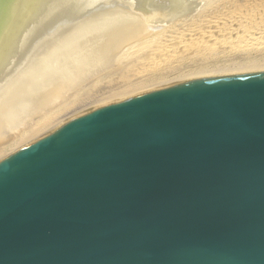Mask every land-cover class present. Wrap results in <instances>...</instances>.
Segmentation results:
<instances>
[{"label":"water","instance_id":"95a60500","mask_svg":"<svg viewBox=\"0 0 264 264\" xmlns=\"http://www.w3.org/2000/svg\"><path fill=\"white\" fill-rule=\"evenodd\" d=\"M0 264H264V73L144 90L3 160Z\"/></svg>","mask_w":264,"mask_h":264},{"label":"bare ground","instance_id":"6f19581e","mask_svg":"<svg viewBox=\"0 0 264 264\" xmlns=\"http://www.w3.org/2000/svg\"><path fill=\"white\" fill-rule=\"evenodd\" d=\"M0 1V163L123 92L264 69V0ZM204 38L209 45L198 41ZM234 40L244 57L261 55L232 67L210 62L201 72L180 71V60L203 41L209 47L198 55L212 61ZM166 49L179 53L161 56L155 76L136 74ZM96 87L106 92L102 99H95Z\"/></svg>","mask_w":264,"mask_h":264},{"label":"rangeland","instance_id":"374dc122","mask_svg":"<svg viewBox=\"0 0 264 264\" xmlns=\"http://www.w3.org/2000/svg\"><path fill=\"white\" fill-rule=\"evenodd\" d=\"M0 7H1V1H0ZM1 14H2V11L0 12ZM1 14H0V16H1ZM202 40H204L206 43H207V45H209L210 43L208 42V39H200V40H198V41H202ZM203 41V42H204ZM238 41V40H237ZM182 42V41H181ZM202 42V44L200 45V48H199V52H201L202 53V51L203 50H205L204 49V47H209V46H206V45H203V44H205V43H203ZM236 41L234 40L233 41V44H231L230 46H229V48H228V53L226 52V54H223V55H221L222 57H220V58H214L212 61H209V59H205L207 62H205V60H203L204 58L202 57L203 55L202 54H199V55H201V59H199V60H197V57L199 58L200 56L198 55V53L199 52H197L196 54H194V55H191V57H190V55L189 56H187L186 54H185V59L184 58H181V59H184L186 62H183L184 60H180V64L184 67L183 69H180V71H183V72H201V71H203V70H205V69H207V67L209 66V64H210V62H214L215 64H217L216 62H219L218 63V66L219 65H222V66H226V67H232V64H230V63H235V62H240V63H247V62H249L251 59L252 60H255L257 57H259L260 55H261V53L262 52H260L259 50V52H253V53H251L250 55H245V57H244V55H242L239 51L237 52L236 50H234V49H236V47H237V43H235ZM182 44V43H181ZM238 44H239V41H238ZM234 45H236V47H234V49H233V46ZM202 46V47H201ZM184 47V46H183ZM174 48L175 47H173L172 48V50H174ZM232 48V49H231ZM182 49V48H181ZM202 49V51H200ZM171 50V49H170ZM170 50H168L167 51V49L165 50V51H163V52H165V53H163V55H162V53H161V55L160 56H158L157 58H159V59H155V60H153V61H156V64H155V62H153V63H149V64H146L145 65V63L143 64H141V69H140V66H139V71L137 70L135 73L136 74H138V75H140L141 76V78L142 79H147V77L148 78H150L151 76L153 77V74H154V76H155V73L157 72V68L159 67L158 66V64H161V63H159V62H161V61H163L162 60V57H164V58H167L166 56H171V54L174 52V53H179V51L178 50H176V51H173L172 52V50L170 51ZM231 50V51H230ZM234 50V51H233ZM169 51H170V53H169ZM233 52V53H232ZM237 52V53H236ZM264 52V51H263ZM185 53V52H184ZM232 55L231 57H230V54ZM258 53H260V54H258ZM229 54V55H228ZM236 56H235V55ZM183 55V54H182ZM227 55V56H226ZM239 55H240V57H239ZM144 56V54L143 55H139V56H135L136 58H141V57H143ZM162 56V57H161ZM192 56H193V58H192ZM251 56V57H250ZM161 57V58H160ZM219 57V56H218ZM233 57V58H232ZM234 57H235V59H234ZM225 58V59H224ZM244 58V59H243ZM169 59V58H168ZM201 60V61H200ZM147 63H148V61H146ZM158 63V64H157ZM227 64L229 65V66H227ZM142 65H143V68H142ZM194 65V66H193ZM231 65V66H230ZM234 65V64H233ZM155 66H156V68H155ZM158 66V67H157ZM154 68V69H153ZM182 68V67H181ZM146 69V70H145ZM155 69H156V71H155ZM198 69V70H197ZM215 69V68H214ZM142 70V71H141ZM155 71V72H154ZM179 71V72H180ZM153 73V74H152ZM173 73H175V74H173V76H176V74H178V71H175V72H173ZM261 73H264V69H262V70H260V72H259V70H257L256 72H247V74L246 73H241L240 75L239 74H236L235 76L233 75V77H226L227 75H225V77H220L219 78V76H222V74L220 75L219 74V76L217 77V78H213V80L211 79V80H207V81H203V80H190V79H185V80H183V82H179V81H177V82H174V83H163V84H160V85H154V86H148L147 88H144V89H139V90H131V92H127V93H122V94H120V95H118L117 97H115V98H111V99H107V100H105V101H103L101 104H95V105H97L96 107H93V109L92 108H90V109H92V111H95L96 109H99V108H102V107H104V106H106V105H109V104H111V103H113V102H115V101H118V100H120V99H123V98H125V97H128V96H130V95H133V94H136V93H139V92H142V91H144V90H149V89H154V88H159V87H165V86H170V85H179V84H189V83H198V82H209V81H215V80H222V79H229V78H236V77H243V76H249V75H255V74H261ZM218 75V74H217ZM127 76V74L125 75V76H123V78L124 77H126ZM139 76V77H140ZM230 76H232V75H230ZM127 77H129V75L127 76ZM126 77V78H127ZM122 80H124V82H125V79H122ZM126 81H128V79L126 80ZM180 81H182V80H180ZM101 85L100 86H102V83H100ZM104 86H106V89H107V91L109 90V88L107 87V85H103L102 86V89H103V87ZM108 86H113V85H108ZM99 87V86H98ZM101 88V87H100ZM99 88V89H100ZM98 88L96 87L95 88V91L97 90ZM97 90L98 92H96V93H99V94H97V95H95V99H99V98H97V96L98 95H100V96H98V97H100L101 98V96L102 95H104V93H106L107 91H106V89L104 88L103 90L104 91H106V92H101L102 90ZM100 91V92H99ZM95 93V94H96ZM101 93H103L102 95H101ZM94 97V96H93ZM102 98H103V96H102ZM101 98V99H102ZM86 99V98H85ZM100 99V100H101ZM82 101L84 100V99H81ZM81 100L78 102V103H81ZM94 101H96V100H94ZM98 101V100H97ZM95 105H93V106H95ZM101 105V106H100ZM98 107V108H97ZM89 109V110H90ZM85 111L83 110L82 112H81V114H83ZM88 113V112H87ZM80 114V112H77V114L75 113L74 114V116H76V119H78V118H80L79 117V115L82 117V115ZM76 119H74V120H76ZM73 120V119H72ZM72 120H69V122L70 121H72ZM73 120V121H74Z\"/></svg>","mask_w":264,"mask_h":264}]
</instances>
